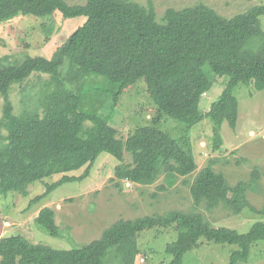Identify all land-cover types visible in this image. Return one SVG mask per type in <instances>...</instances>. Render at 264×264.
<instances>
[{"label": "trees", "instance_id": "1", "mask_svg": "<svg viewBox=\"0 0 264 264\" xmlns=\"http://www.w3.org/2000/svg\"><path fill=\"white\" fill-rule=\"evenodd\" d=\"M64 18L85 17V23L57 47L51 59L28 57L19 65L0 63V197L20 194L28 187L54 175L61 179L46 184L42 201L56 188L84 182L102 154L114 158L119 181L151 186L163 177L160 191L173 188L179 178L198 169L190 139H174L160 128L165 117L192 127L211 117L216 125L215 148L222 143L220 128L235 129L239 118L236 89L245 85L264 91V5L251 7L232 18L220 15L205 4L168 9L158 20L153 3L147 6L130 0H87L70 5L66 0H0V23L21 15ZM212 72L228 83L218 101L206 114L200 103L213 83L204 72ZM34 74L50 77L45 82L39 109L16 115L11 93ZM91 79H99L94 83ZM144 80L156 115L145 126L120 137L96 114L81 104L93 92L111 93L115 101ZM132 156L125 163V154ZM85 168L82 175L76 176ZM74 174V175H73ZM250 181L232 186L213 162L201 169L190 184L195 209L172 210L164 215L120 219L100 239L80 249L56 250L33 244L19 234L0 239V264H136L145 231L174 229L176 241L167 244L168 263L183 264L184 256L202 239L217 245H235L228 264L248 261L254 246L264 242V222H256L247 233L214 227L203 213L223 207L234 215L259 211L248 200ZM257 179V180H256ZM260 213V212H259ZM56 212L44 208L36 221L51 235H59Z\"/></svg>", "mask_w": 264, "mask_h": 264}, {"label": "rangeland", "instance_id": "2", "mask_svg": "<svg viewBox=\"0 0 264 264\" xmlns=\"http://www.w3.org/2000/svg\"><path fill=\"white\" fill-rule=\"evenodd\" d=\"M70 5H83L87 0H66ZM147 6L153 3L158 20L170 9H183L205 4L220 15L232 18L248 11L251 7L264 5V0H130ZM86 21L85 17L64 18L61 13L51 17L21 15L0 23V63L19 65L28 57L51 59L57 47ZM264 28V17L261 18ZM204 72L213 83V88L203 96L200 110L205 114L218 101L227 86L228 79L216 76L209 65ZM50 77L34 74L26 83L16 85L11 93L14 113L39 109L45 82ZM98 83L99 79H91ZM91 98L81 104L88 114H96L111 126L118 127L120 137L126 138L130 131L149 124L156 115V107L147 92L144 80L127 90L115 101L113 94L93 92ZM239 101V118L235 129L224 123L220 128L222 143L215 148V123L211 117L192 127L165 117L160 128L174 139L185 136L190 139L198 169L187 177L179 178L176 185L160 191L163 177L151 186H141L119 181L116 168L119 164L108 154H102L95 163L91 175L84 182L64 184L53 190L45 199L32 201L46 192V184L61 179L54 175L28 187L29 195L10 193L0 197V239L5 235L19 234L33 244H42L56 250L80 249L98 240L104 231L120 219L135 220L141 217L164 215L172 210L192 211L195 209L190 195V184L196 174L213 162L217 172L224 174L235 186L240 181H250L257 174L256 184L248 191L249 202L259 212L245 211L234 215L223 207L208 211L200 206L214 227H227L240 233H247L256 222H264V91L241 85L236 89ZM4 105L0 96V116ZM132 156L125 154V163H131ZM85 168L75 173L80 176ZM74 175V174H73ZM56 212L55 220L59 235L53 236L44 229L36 218L44 208ZM174 229H154L143 232L139 237L141 254L136 264L168 263L172 257L166 253V246L176 241ZM235 245H217L205 239L184 256L183 264H228ZM237 264H264V242L257 243L248 261Z\"/></svg>", "mask_w": 264, "mask_h": 264}, {"label": "built area", "instance_id": "3", "mask_svg": "<svg viewBox=\"0 0 264 264\" xmlns=\"http://www.w3.org/2000/svg\"><path fill=\"white\" fill-rule=\"evenodd\" d=\"M128 186H131L129 182H128Z\"/></svg>", "mask_w": 264, "mask_h": 264}]
</instances>
